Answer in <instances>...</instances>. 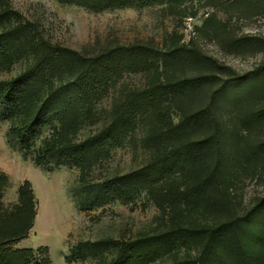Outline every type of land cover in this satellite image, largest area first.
I'll list each match as a JSON object with an SVG mask.
<instances>
[{
	"label": "rangeland",
	"instance_id": "1",
	"mask_svg": "<svg viewBox=\"0 0 264 264\" xmlns=\"http://www.w3.org/2000/svg\"><path fill=\"white\" fill-rule=\"evenodd\" d=\"M263 9L257 3L227 0H133L129 5L91 11L58 0H0V13L10 14L9 20L0 23V33L11 25L30 22L48 42L88 58L133 45L160 52L173 45L188 46L244 77L241 84L221 97H214L219 85L211 84L185 99L189 109L183 107L190 114L210 104L215 107V118L221 125L218 156L210 149V154H203L208 143L198 160L196 156L191 159L201 149L191 146L193 153L186 151L187 161L169 172L172 177L168 182L158 184L154 173L145 188L128 184V191L121 196L107 197L94 206L87 200V187L131 175L152 163L157 151L148 138L154 127L138 120L121 143L108 145L101 157L92 158L84 166L66 162L59 149L82 143L108 127L126 95L142 91L154 81L152 73L119 71L116 85L107 81L90 104L80 103L74 128L66 127L52 114L40 122L29 146L23 149L9 145L12 124L0 118V171L8 179L2 191L4 209L19 210L18 189L29 181L39 216L31 237L19 249L47 248L52 264H66L72 249L83 243L88 251L72 264H110L121 246L131 241L161 238L177 227L205 231L236 222L247 264H264V53L231 48L228 34L221 32L218 38L215 34V28L226 25L234 36L264 37ZM36 55L29 49L9 69L0 72V81L19 77L33 66ZM178 74L191 79L199 73L186 68ZM218 78L227 76L221 74ZM72 79L63 73L53 82L59 86ZM46 95L44 92L40 99ZM179 109L175 104L168 109L175 123L181 120ZM210 134L209 126L198 129L192 132L191 140L196 145ZM208 164L217 165L216 190L211 192L213 181L209 180L193 194L192 182L196 179V183H204L203 170H211ZM185 237L169 235L167 248L157 244L149 264L227 261L223 246L217 242L209 246L208 239L199 233Z\"/></svg>",
	"mask_w": 264,
	"mask_h": 264
},
{
	"label": "trees",
	"instance_id": "2",
	"mask_svg": "<svg viewBox=\"0 0 264 264\" xmlns=\"http://www.w3.org/2000/svg\"><path fill=\"white\" fill-rule=\"evenodd\" d=\"M133 0H58L60 4H75L91 11H100L107 7L129 5ZM151 2L153 0H137ZM252 5L257 3L261 8L264 0H227ZM140 5L144 3H139ZM264 15V9L262 10ZM9 13H0V23L9 20ZM212 21V20H210ZM209 21V22H210ZM208 22V23H209ZM206 29V28H205ZM224 29V30H223ZM228 34L231 48H242L249 52L264 53V37L244 34L234 36L229 26L222 25L215 28L218 38L220 33ZM30 47V48H29ZM37 53V60L27 71L19 77L0 81V118L9 121L12 127L8 133V143L23 149L29 146L31 135L42 120L55 114L66 127L74 128L78 120L80 103L90 104L93 95L105 83L116 85L121 70L124 72L152 73L154 80L148 88L126 95L124 102L114 110L112 123L99 134L78 144L67 145L59 149L64 160L77 166L88 165L91 159L103 155L104 149L112 144H119L133 130L137 121L150 122L154 127L148 138V143L157 151V156L145 169L131 175L114 178L99 185L89 186L86 194L90 205H97L107 197L116 198L128 191V184L133 187L140 185L145 188L151 181V174L156 175V182H168L172 176L169 172L180 164H185L187 150L190 154L191 146H198V151L190 157L199 158V153L206 144L211 143L203 151L219 155L221 125L215 118L214 106L202 108L191 114L188 110L186 98L198 92L207 85H219L215 91V98L244 81V77L231 68L204 56L198 49L188 46L173 45L168 51H156L142 46L118 47L105 54L88 58L76 51L54 45L45 40L38 27L30 22L11 25L0 33V72L9 69L13 63L22 58L28 50ZM191 68L199 73L191 79L178 74ZM212 69V70H211ZM264 70V66H263ZM69 74L72 80L65 84L56 85L53 78L61 74ZM227 78H218L219 75ZM113 82V83H112ZM105 85V86H104ZM110 85V86H111ZM47 93L45 99L41 95ZM175 104L181 113V120L175 123L170 117L168 109ZM181 105V107H179ZM170 106V107H168ZM211 114L214 118L211 121ZM209 126L211 134L203 140L193 144L192 132L206 129ZM183 154V157H182ZM27 156V155H26ZM205 161V165H207ZM196 164V163H195ZM195 164L191 165L194 169ZM208 166H211L208 164ZM216 166L211 170H203L204 183L193 180L191 190L197 192L203 184L212 180L214 188L216 182ZM171 168V171L165 168ZM211 178V179H210ZM142 183H138V182ZM8 179L0 171V264H52L49 250L14 249V245L29 238L37 215L36 197L31 182L25 181L18 189L20 208L9 212L2 203V191ZM264 202V200L262 201ZM81 208H83L81 206ZM196 233V234H195ZM204 235L210 242H217L224 248L227 256L225 264H247V258L242 247V233L236 222L221 225L217 229L192 231L177 227L173 232L161 238L141 239L131 241L121 246L117 257L110 264H149L158 248L163 246L164 238L169 235L177 238ZM88 251L85 244L72 249L71 255L65 258L66 264H72L81 259ZM219 264V262L217 263ZM221 264V263H220Z\"/></svg>",
	"mask_w": 264,
	"mask_h": 264
},
{
	"label": "crops",
	"instance_id": "3",
	"mask_svg": "<svg viewBox=\"0 0 264 264\" xmlns=\"http://www.w3.org/2000/svg\"><path fill=\"white\" fill-rule=\"evenodd\" d=\"M37 217H39V216H37ZM37 220H38V218H37ZM33 231H34V228H33V230L31 231V233H30V235H29V238L31 237ZM29 238H28V239H29ZM26 240H27V239H26ZM26 240L20 242V243L17 245V248L19 249V247L22 246Z\"/></svg>",
	"mask_w": 264,
	"mask_h": 264
}]
</instances>
